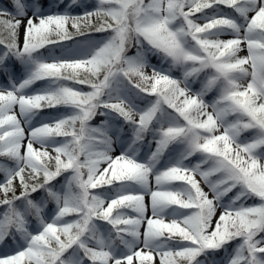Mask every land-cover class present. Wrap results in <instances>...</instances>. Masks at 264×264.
<instances>
[{
	"label": "snow or ice",
	"instance_id": "1",
	"mask_svg": "<svg viewBox=\"0 0 264 264\" xmlns=\"http://www.w3.org/2000/svg\"><path fill=\"white\" fill-rule=\"evenodd\" d=\"M0 76V264H264V0H0Z\"/></svg>",
	"mask_w": 264,
	"mask_h": 264
},
{
	"label": "rangeland",
	"instance_id": "2",
	"mask_svg": "<svg viewBox=\"0 0 264 264\" xmlns=\"http://www.w3.org/2000/svg\"><path fill=\"white\" fill-rule=\"evenodd\" d=\"M223 38H227V37H223ZM241 55H246V51L245 52H241L240 53ZM60 55H62V51L60 52V53H58L57 55H54V54H52V53H49L48 54V56H56V57H59ZM48 56H46V57H48ZM151 63L152 64H158L157 62H155V61H153V60H151ZM165 67H167L166 65H165ZM149 71H151V69H149ZM178 73V71H174L173 72V74L175 75V76H177V77H179L180 76V73L179 74H177ZM42 85H36V87H41ZM199 87H200V84L199 83H193V84H191V88H192V90L193 91H196V90H198L199 89ZM214 96H215V93H212V94H209V95H207L206 97H205V99L206 100H209V101H211L213 98H214ZM17 111H18V109H17ZM50 115H54V114H51V113H45V114H40V116L37 118V119H42V118H47L48 116H50ZM103 118L102 117H97V118H95L94 119V121H96V122H91L93 125H97L101 120H102ZM250 135H251V133L250 132H245V133H243L242 134V138H248V137H250ZM155 147V145H153V148ZM119 147H117V150H116V152L115 153H113L114 155H119ZM144 152H147V147L145 146L143 149H142V153L141 154H143ZM195 163V162H194ZM0 164H7V165H9V166H11V162L10 161H7L6 160V158H3V157H0ZM0 180H2V175H0ZM64 182V179H63V177H61V178H59V183H63ZM59 183L57 184V186H59ZM208 189L205 187V191H207ZM96 191H101V190H96ZM146 199V202L148 201V197H146L145 198ZM250 203H251V201H250ZM0 211H2V209H0ZM127 211H129L130 212V210H127ZM151 213L149 212V215H150ZM11 249H12V244H11V242H8V241H5L4 242V244H0V254H2V253H4V252H10L11 251Z\"/></svg>",
	"mask_w": 264,
	"mask_h": 264
},
{
	"label": "trees",
	"instance_id": "3",
	"mask_svg": "<svg viewBox=\"0 0 264 264\" xmlns=\"http://www.w3.org/2000/svg\"><path fill=\"white\" fill-rule=\"evenodd\" d=\"M5 3V4H4ZM3 5H8V0H3ZM79 11V9L77 10ZM62 49H60L59 47H56V46H48V49L47 50H41L44 54H48L50 53L51 51H53L54 53H57L59 51H61Z\"/></svg>",
	"mask_w": 264,
	"mask_h": 264
}]
</instances>
